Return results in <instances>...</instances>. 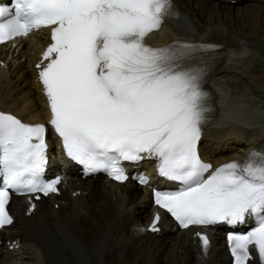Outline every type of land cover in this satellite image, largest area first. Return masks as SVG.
<instances>
[{"label": "snow or ice", "instance_id": "snow-or-ice-1", "mask_svg": "<svg viewBox=\"0 0 264 264\" xmlns=\"http://www.w3.org/2000/svg\"><path fill=\"white\" fill-rule=\"evenodd\" d=\"M172 15L171 0H14L0 6V43L50 29L39 75L68 158L120 182L128 179L122 162L157 159L159 174L181 185L156 192L157 205L184 228L253 219L249 231L229 234L230 251L234 264H249L254 247L264 264V155L253 152L214 172L201 160L208 94L202 70L182 63L195 46L146 43ZM47 148L45 125L0 112V227L12 223L9 190L57 191L59 179L42 178ZM200 240L207 251V236Z\"/></svg>", "mask_w": 264, "mask_h": 264}, {"label": "bare ground", "instance_id": "bare-ground-1", "mask_svg": "<svg viewBox=\"0 0 264 264\" xmlns=\"http://www.w3.org/2000/svg\"><path fill=\"white\" fill-rule=\"evenodd\" d=\"M212 1L214 6L209 0H174L182 12L181 19L165 21L149 41L162 45L176 38L206 40L233 51L228 54L229 63L213 74L219 91V114L208 127V132L225 136L223 141H209L208 137L200 148L212 146L218 150L227 145L229 149L243 138V150L247 144L264 148V29L249 23L241 26L235 20L239 14V19L245 21H263L259 13L264 12V7L259 4L264 5V0ZM240 3H256L248 7L257 8L259 13L250 16L251 12L239 10L233 16L231 6ZM230 18L233 22L227 21ZM45 45L47 41L34 37L24 39L16 48L0 46V106L26 119L29 114L40 112L35 101L37 89L30 86V82L34 84L31 65ZM243 47L249 52L240 51ZM16 60L21 64L27 62L25 69L13 70L10 64ZM251 79L254 89L248 86ZM213 149L210 158L215 157L214 162L243 153H239L241 148L236 152ZM59 193L37 201L30 215L26 214L24 198L11 202L16 219L7 229L8 234L20 237L25 254L28 244L40 249L41 257L29 258L35 264H228L219 232L213 234L214 246L204 260L197 256L198 241L191 232H169L161 222L157 235L135 236L134 231L140 233L137 225L150 218L151 209L142 197L145 189L132 182L114 184L101 178L68 175ZM0 264L9 261L1 258Z\"/></svg>", "mask_w": 264, "mask_h": 264}, {"label": "rangeland", "instance_id": "rangeland-1", "mask_svg": "<svg viewBox=\"0 0 264 264\" xmlns=\"http://www.w3.org/2000/svg\"><path fill=\"white\" fill-rule=\"evenodd\" d=\"M209 2H211L210 4H213L212 6H214L215 5V3L212 1V0H209ZM249 4L250 5H257L256 3H240L239 5H237V6H231V13H232V15L233 16H235V15H237V11H239V10H241L242 12H251L249 15L250 16H253V15H257L259 12L257 11V8H255V7H253V8H250V7H248L249 6ZM262 4H264V2L262 3ZM259 6H262V7H264V5H260L259 4ZM215 7H217V6H215ZM218 9H219V7H217ZM230 7H227V9H229ZM218 11V13H220V12H225L224 10H221V11H219V10H217ZM256 12H258V13H256ZM233 13H235V14H233ZM255 13V14H254ZM239 14L237 15V16H235V20L239 23V25H241L242 26V24H248L249 23V25L251 26V27H254L255 25H258V26H260V28L261 29H264V12L263 13H259V18H261V19H263V21H249V19H247L246 21H247V23H246V21H245V19L244 18H242L241 17V19H239ZM228 22H233L232 21V19L230 18V19H228L227 20ZM253 25H252V24ZM262 23V24H261ZM262 26V27H261ZM252 29L251 28H249V31H251ZM253 31V30H252ZM19 59V58H18ZM17 59V60H18ZM14 61V63H12V64H10V67H12L13 66V70L15 69V68H17V71H18V67H22V70L23 69H25V67H26V63L27 62H24V63H20L19 61ZM27 60V59H26ZM18 62V63H17ZM17 63V65L15 66V64ZM248 86L250 87V88H252V89H254L255 88V85H254V82H253V79H251V80H249V82H248ZM251 86H253V87H251ZM245 143V142H244ZM244 143H241V145H243V146H245L244 145ZM240 145V144H239ZM243 153L245 152L244 150L242 151ZM240 153V152H239ZM242 153V154H243ZM241 154V153H240ZM0 261H1V258H0ZM7 261H9V263L11 262L10 260H7ZM38 262H39V260H38ZM40 263V262H39Z\"/></svg>", "mask_w": 264, "mask_h": 264}]
</instances>
